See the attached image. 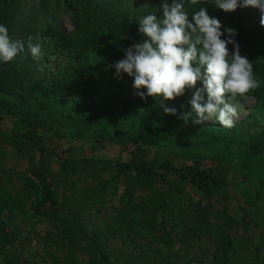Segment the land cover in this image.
Wrapping results in <instances>:
<instances>
[{"label": "trees", "instance_id": "obj_1", "mask_svg": "<svg viewBox=\"0 0 264 264\" xmlns=\"http://www.w3.org/2000/svg\"><path fill=\"white\" fill-rule=\"evenodd\" d=\"M200 7L221 31H237L259 84L248 94L264 105V27L249 24L248 8L226 13L204 0L185 3L190 20ZM57 8L70 29L54 22ZM150 13L162 16L161 0H0V25L24 44L0 62V156L27 163L0 167V264H264V131L237 140L246 118L226 127L196 124L193 113L185 122L188 90L165 102L177 109L166 115L126 74L125 93L95 95V78L115 75L125 49L143 41L138 20ZM29 37L52 41L62 66L39 71ZM47 135L63 143L49 145ZM103 140L118 153L94 154ZM101 206V225L83 219ZM13 214L53 229L22 242Z\"/></svg>", "mask_w": 264, "mask_h": 264}, {"label": "clouds", "instance_id": "obj_2", "mask_svg": "<svg viewBox=\"0 0 264 264\" xmlns=\"http://www.w3.org/2000/svg\"><path fill=\"white\" fill-rule=\"evenodd\" d=\"M196 5L200 0H161L162 16L155 13L141 17L138 32L142 42L125 49L124 58L112 67L117 78L126 74L132 78V88L141 99L159 98L164 114L177 115V109L166 101H173L193 89L189 103L191 111L182 112L179 118L188 121L195 113L196 124L215 119L231 127L233 117L242 108L240 98L259 87L253 74V65L241 55L234 37L235 29L221 31L219 19L211 17L200 7L189 19L185 3ZM224 12L238 8H252L259 12V24L264 27V0H204ZM227 33V38L221 37ZM28 49L32 57L42 56L40 44ZM233 45L230 51L228 45ZM24 51L23 42L13 41L8 29L0 25V62L8 63ZM201 85L197 87V85Z\"/></svg>", "mask_w": 264, "mask_h": 264}, {"label": "rangeland", "instance_id": "obj_3", "mask_svg": "<svg viewBox=\"0 0 264 264\" xmlns=\"http://www.w3.org/2000/svg\"><path fill=\"white\" fill-rule=\"evenodd\" d=\"M214 5V4H212ZM249 11V24L251 26L260 25L259 24V12L256 9L248 8ZM53 20L54 22L62 29L68 30L71 28L70 19L66 11L61 8H57L53 12ZM38 43L41 46L42 56L38 60V70L41 72H50L57 70L63 64L62 55L57 50L52 41L47 40V42L42 43L41 39L37 38ZM125 82V77L117 78L116 75L112 74H104V76H97L94 80L93 87L95 91L96 97L105 96V94L109 92L119 91L121 93H125L126 89L123 88ZM201 85H197L200 87ZM193 89H189L187 104L189 106L190 99L193 95ZM72 97H76V95H72ZM72 101L73 98H72ZM71 102V100H70ZM240 102L243 105L242 108L238 111L237 115L233 117V121L246 118V123L243 130L236 134L235 138L239 140L240 138L246 137L250 134H254L257 132L264 131V105L257 102L255 98L251 95L246 94L245 97L240 98ZM205 122H214L219 123L215 119H211ZM12 123L10 120H6L4 122L5 127H12ZM191 132V130H189ZM49 145L55 146V144H62L63 141L56 140V137H49L47 135ZM93 153L97 154L100 157L110 158L112 155H116L118 153L117 145L111 144L105 140L100 142H93ZM59 148V147H58ZM27 163L24 157H19L16 153L13 152H4L3 155L0 156V167L4 166L10 169H25ZM229 176L233 175L232 171L229 170L226 172ZM60 183H65L64 180H60ZM63 185V184H62ZM115 201H117V197H114ZM106 211L103 206L100 207L98 211L96 210H88L83 214V219L88 221L90 224H94L96 226L102 224L103 218H105ZM12 223L17 226L20 236L19 240L24 241L25 236H31L34 238L38 231H45L46 229H53V226L47 219L37 223H30L28 221H24L21 217L17 215L11 216ZM255 233V232H254ZM257 235V233H255ZM37 248L36 240H32L30 245V250L33 252L34 249ZM200 249V245H196L194 250L197 251ZM186 264H195V263H186ZM231 264V263H230Z\"/></svg>", "mask_w": 264, "mask_h": 264}]
</instances>
